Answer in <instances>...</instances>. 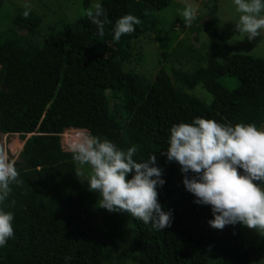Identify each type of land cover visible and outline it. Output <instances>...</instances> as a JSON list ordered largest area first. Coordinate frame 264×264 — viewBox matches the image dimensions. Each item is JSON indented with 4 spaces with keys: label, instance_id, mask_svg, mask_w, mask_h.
Masks as SVG:
<instances>
[{
    "label": "trees",
    "instance_id": "1",
    "mask_svg": "<svg viewBox=\"0 0 264 264\" xmlns=\"http://www.w3.org/2000/svg\"><path fill=\"white\" fill-rule=\"evenodd\" d=\"M100 3L111 22L103 36L84 14L52 24L38 38L39 17L30 11L25 17L22 10L12 22L23 34L0 39V135L23 141L15 163L23 183L10 185L12 192L0 205L14 216V235L0 247V264H112L113 254L118 264H251L264 253V236L244 247L238 224L210 227L211 207L194 203L179 164L161 153L171 127L197 117L264 125V59L234 54L217 62L227 38L217 30L216 0H211L203 25L207 55L193 54L198 65L190 72L171 69L168 76L160 70L150 82L123 71L122 64L131 57L132 41L149 31L170 0ZM126 14L141 24L115 41V22ZM222 78L234 82L231 90ZM198 84L212 97L209 106L183 92ZM61 127L84 129L123 150L135 145L138 162L156 154L165 181L157 187L159 202L172 211L171 226L155 230L130 214L108 215L99 208L75 175L72 153L48 141ZM98 215L112 237L125 243L129 236L131 253L120 255L104 243L94 225ZM122 222L126 231L117 229Z\"/></svg>",
    "mask_w": 264,
    "mask_h": 264
},
{
    "label": "clouds",
    "instance_id": "2",
    "mask_svg": "<svg viewBox=\"0 0 264 264\" xmlns=\"http://www.w3.org/2000/svg\"><path fill=\"white\" fill-rule=\"evenodd\" d=\"M233 2L240 13L236 31L246 34L250 41L260 37L264 0ZM177 11L191 27L198 6L186 4ZM28 14L25 11V17ZM85 14L103 36L105 25L111 22L99 0L90 3ZM139 24L141 20L132 14L122 16L115 22L113 39L119 41ZM71 151L78 165L75 175L88 183L90 192L99 193V208L130 214L155 230L171 226L173 213L159 202L157 187H163L165 181L161 178L163 170L156 166V154L138 162L134 159L135 145L123 150L107 138L83 133L72 143ZM161 154L168 162L179 164L185 189L196 198L194 203L211 207L210 227L222 230L241 224L264 236V128L197 117L191 123L171 127L168 147ZM15 163L8 151L0 148V205L12 192L10 185L23 183ZM189 173L193 174L191 178ZM13 219L11 211L0 208V247L14 235Z\"/></svg>",
    "mask_w": 264,
    "mask_h": 264
},
{
    "label": "rangeland",
    "instance_id": "3",
    "mask_svg": "<svg viewBox=\"0 0 264 264\" xmlns=\"http://www.w3.org/2000/svg\"><path fill=\"white\" fill-rule=\"evenodd\" d=\"M94 2L96 0H86L84 6V0H0V39L5 37L18 38L23 34L22 30L14 26L12 22L13 17L19 11L27 10L39 17L40 24L37 37L41 38L47 34L48 28L52 24L57 25L59 21L72 22L84 15L85 9ZM210 2L211 0H170V4L164 10L155 14L156 22L149 31L132 41L131 57L122 64V70L141 75L150 82L154 80L160 70L168 76H170L171 69L190 72L198 65L192 58L193 54H198L200 58L207 55V38L203 31V25L206 22ZM186 4L198 6L197 19L191 27L186 26L184 18L177 11L183 9ZM26 5L29 8H26ZM261 14L264 15V13ZM239 16L240 13L236 11L233 0H216L217 30L227 38L225 47L216 58L220 64H224L234 54L264 59V30H261L260 37L250 41L246 34L236 31ZM187 48L190 49V53L187 52ZM199 65L203 67V62H200ZM220 83L227 90H231L234 86V82L226 78H222ZM183 92L206 106L212 102V97L200 84ZM258 128H264V125H260ZM82 133L84 134L78 129L61 127L48 136V141L55 143L63 152L72 153V143ZM22 144L23 141L18 135H0V147L8 151L10 158L15 161L18 159ZM74 164L77 168L78 165L75 162ZM81 184L89 191V185L86 181L81 182ZM90 193L98 201L99 193ZM120 213L108 212V215H120ZM94 225L101 233L104 243L111 244L117 253L126 255L132 252L127 234H125V243L116 237H112L99 215ZM109 227L112 229L114 225L109 224ZM127 228L128 225L124 222L117 225V229L122 231H126ZM238 231L244 247L257 245L263 237L255 230L248 229L241 224H238ZM115 257L116 255L113 254L112 264H118L120 260L119 258L115 259ZM124 264L130 263L125 260ZM251 264H264V253Z\"/></svg>",
    "mask_w": 264,
    "mask_h": 264
},
{
    "label": "water",
    "instance_id": "4",
    "mask_svg": "<svg viewBox=\"0 0 264 264\" xmlns=\"http://www.w3.org/2000/svg\"><path fill=\"white\" fill-rule=\"evenodd\" d=\"M85 5H86V0H84V6H85ZM78 130H81V131H83L84 133H87V134H88V132H87L86 130H84V129H78ZM31 135H33V133L30 134V135H27L26 138H28V137L31 136Z\"/></svg>",
    "mask_w": 264,
    "mask_h": 264
},
{
    "label": "bare ground",
    "instance_id": "5",
    "mask_svg": "<svg viewBox=\"0 0 264 264\" xmlns=\"http://www.w3.org/2000/svg\"><path fill=\"white\" fill-rule=\"evenodd\" d=\"M84 134L87 135V133H84ZM77 138H78V137H77ZM77 138H76V139H77Z\"/></svg>",
    "mask_w": 264,
    "mask_h": 264
}]
</instances>
